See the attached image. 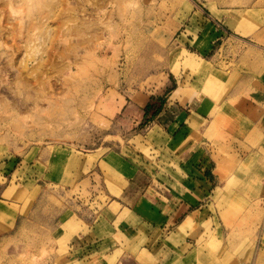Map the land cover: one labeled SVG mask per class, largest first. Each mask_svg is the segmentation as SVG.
Segmentation results:
<instances>
[{"label": "rangeland", "instance_id": "obj_1", "mask_svg": "<svg viewBox=\"0 0 264 264\" xmlns=\"http://www.w3.org/2000/svg\"><path fill=\"white\" fill-rule=\"evenodd\" d=\"M263 69L264 0H0V264H71L63 221L81 208L75 197L107 202L104 184L118 194L124 160L154 172L156 118L137 104H166L175 78L191 76L221 112L243 75ZM208 138L236 169L230 134ZM263 190L231 234L208 224L177 264H262ZM84 232L104 241L80 264H136L148 243L144 230L123 243L110 226Z\"/></svg>", "mask_w": 264, "mask_h": 264}, {"label": "crops", "instance_id": "obj_2", "mask_svg": "<svg viewBox=\"0 0 264 264\" xmlns=\"http://www.w3.org/2000/svg\"><path fill=\"white\" fill-rule=\"evenodd\" d=\"M253 73L243 75L231 91L236 94L227 95L228 103L233 104L232 99L236 102L221 112L210 106L211 96L204 94L206 81L197 89L195 77L182 81L175 78L176 89L169 93L149 131L155 137L152 145L158 152L150 162L154 172L124 160L119 165L118 194H112L104 184L107 202L98 200L102 196L94 190H90L94 198L87 204L80 196L75 197L81 208L63 221V227L72 234L67 257L71 264L90 259L93 252L102 248L104 240L86 235L84 230L90 233L108 226L113 229V237L122 243L134 239L140 230L145 231L148 243L137 249L136 264H177L191 256L181 253L182 249L194 242L191 237L202 233V228L211 224L218 238L227 227L228 236L233 232L228 228L237 227L244 212L254 210V203L247 196L264 188V180L260 182L264 178V69ZM152 95L137 105L144 108ZM226 134H230L233 155L240 162L236 169H225L226 161L215 157L214 139L208 138ZM240 179L248 180L244 183ZM95 180L92 173L82 177L79 184ZM261 193L264 195V190ZM229 195L238 198L228 202L225 209L229 222L222 223V201ZM260 206L263 209L264 202ZM262 251L257 257L264 264Z\"/></svg>", "mask_w": 264, "mask_h": 264}, {"label": "trees", "instance_id": "obj_3", "mask_svg": "<svg viewBox=\"0 0 264 264\" xmlns=\"http://www.w3.org/2000/svg\"><path fill=\"white\" fill-rule=\"evenodd\" d=\"M174 89H175V87H173L171 91H173ZM165 102H166L165 98H162L160 100V105L156 106L154 104V98L151 97L150 101L148 102V104L143 109L144 116H147L149 113H152L151 114V120H154L163 110Z\"/></svg>", "mask_w": 264, "mask_h": 264}, {"label": "bare ground", "instance_id": "obj_4", "mask_svg": "<svg viewBox=\"0 0 264 264\" xmlns=\"http://www.w3.org/2000/svg\"><path fill=\"white\" fill-rule=\"evenodd\" d=\"M189 224V223H188Z\"/></svg>", "mask_w": 264, "mask_h": 264}]
</instances>
